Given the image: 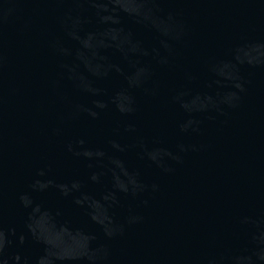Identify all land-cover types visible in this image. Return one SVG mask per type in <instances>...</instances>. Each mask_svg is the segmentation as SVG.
Here are the masks:
<instances>
[{"label":"water","instance_id":"obj_1","mask_svg":"<svg viewBox=\"0 0 264 264\" xmlns=\"http://www.w3.org/2000/svg\"><path fill=\"white\" fill-rule=\"evenodd\" d=\"M0 264H264V0H0Z\"/></svg>","mask_w":264,"mask_h":264}]
</instances>
